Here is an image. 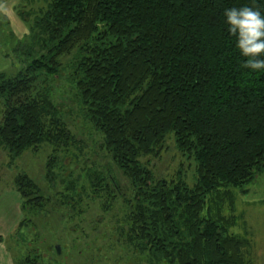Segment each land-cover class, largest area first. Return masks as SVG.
Returning a JSON list of instances; mask_svg holds the SVG:
<instances>
[{"label":"trees","instance_id":"obj_1","mask_svg":"<svg viewBox=\"0 0 264 264\" xmlns=\"http://www.w3.org/2000/svg\"><path fill=\"white\" fill-rule=\"evenodd\" d=\"M241 5L264 12V0H38L19 7L28 33L4 38L13 52L27 48L14 73L0 71V145L10 161L48 145L45 174L53 175L54 153L73 137L53 88L66 76L71 100L128 181L132 200L121 233L128 246L156 264H252L250 239L224 213L264 175V71L243 67L223 16ZM9 25L0 23L3 32ZM170 135L196 163L193 186L182 175L157 177L142 161ZM99 177L123 193L114 174ZM14 186L33 217L51 201L25 172ZM28 226L35 230L23 218L15 232V262L42 264L37 230L21 252Z\"/></svg>","mask_w":264,"mask_h":264},{"label":"rangeland","instance_id":"obj_2","mask_svg":"<svg viewBox=\"0 0 264 264\" xmlns=\"http://www.w3.org/2000/svg\"><path fill=\"white\" fill-rule=\"evenodd\" d=\"M40 3V6L44 5ZM14 30L21 34L20 25L15 26ZM2 36L0 33V71L14 73L24 58L22 49L27 46L21 44L22 49L13 52L6 46L7 43L10 45L9 41ZM5 52L9 57L3 56ZM68 59L69 56L61 57L63 62ZM53 86L56 101L65 103L62 113L73 131L71 143L54 153L55 159L51 160L54 176L51 175V178H46L45 174L50 146L44 145L38 151L29 149L10 161L0 145V211L15 213L11 200L18 195L14 178L19 172H25L38 184L40 191L51 198L49 205L40 210L39 215H34L36 217L21 209L22 218H32L35 230L42 235L39 241L44 256L42 264H156L146 253L128 246L126 236L121 235L126 229L132 200L127 179L121 176L102 147V137L84 120L77 104L71 100L74 92L67 77H62ZM1 100L0 124L4 108ZM142 161L148 164L157 177L175 179L182 175L190 186L196 182V163L178 150L173 135L166 138L157 154L146 156ZM102 173L114 174L123 193L117 192L112 186L105 188L104 184L98 183L97 178L99 175L102 178ZM8 187H14L15 190ZM246 189L245 193L237 192L234 210L226 206L224 213L226 216L235 215L238 221L234 230L250 239L252 264H264V175ZM17 207L16 204L18 212L20 208ZM19 222L8 238L13 249L16 248L14 237ZM35 230L34 226L30 231L29 226L23 229L22 235L27 240L22 243L21 252L26 253L29 249ZM22 235H19V241ZM52 246L56 250L59 246V256L54 254ZM16 252L14 250L11 253L14 255Z\"/></svg>","mask_w":264,"mask_h":264},{"label":"clouds","instance_id":"obj_3","mask_svg":"<svg viewBox=\"0 0 264 264\" xmlns=\"http://www.w3.org/2000/svg\"><path fill=\"white\" fill-rule=\"evenodd\" d=\"M229 35L243 57V67L251 72L264 71V12L249 5L232 6L223 11Z\"/></svg>","mask_w":264,"mask_h":264},{"label":"crops","instance_id":"obj_4","mask_svg":"<svg viewBox=\"0 0 264 264\" xmlns=\"http://www.w3.org/2000/svg\"><path fill=\"white\" fill-rule=\"evenodd\" d=\"M37 2L38 0H0V23L1 22L10 23L8 27L9 30L3 32L0 27V33L4 36L5 34L10 33L9 31H12L17 38L24 37L28 33V29L25 22L19 16L17 10L21 6H28L29 4L32 5L34 3L37 4ZM17 25H20L21 34H17L16 30H14V27ZM8 189H14V187L12 188L8 187ZM11 200L14 202L13 205L15 206V213L10 212L9 214H7L4 211H0V264H16L15 256L11 253L12 246H10L8 242L9 240L8 238L11 236L13 232L12 230L17 226V222H19V220L21 221V218L23 217L21 211L22 209L21 194L18 192V195L16 194L14 199L11 198ZM16 204L18 206L17 208H20L18 212L16 211ZM15 214H17V217H15Z\"/></svg>","mask_w":264,"mask_h":264},{"label":"water","instance_id":"obj_5","mask_svg":"<svg viewBox=\"0 0 264 264\" xmlns=\"http://www.w3.org/2000/svg\"><path fill=\"white\" fill-rule=\"evenodd\" d=\"M57 251L60 252V248H59V246H57Z\"/></svg>","mask_w":264,"mask_h":264}]
</instances>
